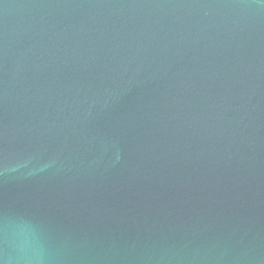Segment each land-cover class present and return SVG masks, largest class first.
<instances>
[{"label":"water","instance_id":"water-1","mask_svg":"<svg viewBox=\"0 0 264 264\" xmlns=\"http://www.w3.org/2000/svg\"><path fill=\"white\" fill-rule=\"evenodd\" d=\"M264 264V0H0V264Z\"/></svg>","mask_w":264,"mask_h":264},{"label":"clouds","instance_id":"clouds-1","mask_svg":"<svg viewBox=\"0 0 264 264\" xmlns=\"http://www.w3.org/2000/svg\"><path fill=\"white\" fill-rule=\"evenodd\" d=\"M11 244L16 264H45L47 249L40 235L28 224H18L12 232Z\"/></svg>","mask_w":264,"mask_h":264}]
</instances>
